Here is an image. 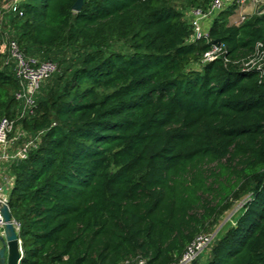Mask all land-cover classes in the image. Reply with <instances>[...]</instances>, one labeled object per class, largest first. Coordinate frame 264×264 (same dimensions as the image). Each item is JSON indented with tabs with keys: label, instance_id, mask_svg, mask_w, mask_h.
Segmentation results:
<instances>
[{
	"label": "trees",
	"instance_id": "trees-1",
	"mask_svg": "<svg viewBox=\"0 0 264 264\" xmlns=\"http://www.w3.org/2000/svg\"><path fill=\"white\" fill-rule=\"evenodd\" d=\"M76 1L0 0L7 41L58 67L18 122L34 133L10 165L19 264H172L239 202L204 264H264V76L240 66L264 51V11L220 12L208 32L228 60L202 63L210 42H186L170 0ZM20 88L0 54V118Z\"/></svg>",
	"mask_w": 264,
	"mask_h": 264
},
{
	"label": "built area",
	"instance_id": "built-area-1",
	"mask_svg": "<svg viewBox=\"0 0 264 264\" xmlns=\"http://www.w3.org/2000/svg\"><path fill=\"white\" fill-rule=\"evenodd\" d=\"M15 1V0H14ZM257 0H211L206 6H194L185 13L191 32L186 39L188 43H195L201 40L210 42V47L203 53L201 62H208L217 57H223L225 48L221 43L210 40L208 29L214 19L220 12L234 6V11L238 13L237 21L233 24H240L247 15L241 13L246 6ZM14 3V2H13ZM12 3V5H13ZM11 6V5H10ZM9 7V6H8ZM16 10V6H12ZM264 10L258 11V13ZM7 54L13 63V69L18 78L21 88L16 92L15 97L20 101V111L16 118L3 116L0 118V164L4 161L10 164L15 160L26 158L28 147L31 141L22 145L16 150L12 148L19 137L24 135L22 128L18 125L19 120L28 118L34 113L36 106L35 95L43 80L48 78L57 71V64L51 60L41 61L36 57L25 55L14 40H8ZM262 44L257 43L253 55L240 63V66L246 70H256L260 76H264V51L261 49ZM225 61L228 59L223 57ZM17 125V126H16ZM13 179V178H11ZM7 185V189H11L13 180ZM6 187L0 184V201L8 204V193ZM5 221L0 213V234H3ZM16 228H18L15 222ZM216 233H202L197 235L185 248L180 259L172 264H191L195 262L199 256L209 248L214 240ZM123 264H145L144 259L134 261L127 260Z\"/></svg>",
	"mask_w": 264,
	"mask_h": 264
},
{
	"label": "rangeland",
	"instance_id": "rangeland-1",
	"mask_svg": "<svg viewBox=\"0 0 264 264\" xmlns=\"http://www.w3.org/2000/svg\"><path fill=\"white\" fill-rule=\"evenodd\" d=\"M169 2L174 7L181 10L182 12H184V14L186 13V11L190 7L186 4L185 0H170ZM262 9L264 10V0H257L256 2L251 3L248 6H246V8L244 10H240V11H241V13H243L247 16H250L254 13H257L258 11H260ZM7 10H8V3L3 4L2 8L0 10V32H1L0 33V54L4 56L6 63L8 60L6 42H7V38L9 37V31H8L9 22H8V18L6 17V11ZM237 18H238V13L236 11H233V13L231 14V16L229 18V22L235 23L237 21ZM18 125L20 126L21 124H18ZM20 127L22 128L24 135L19 137L18 142H15V144L12 145V148L15 150L17 148H20L23 143H26L27 140H30L31 138H33V134H34L30 128H25L22 125ZM240 206H241L240 202L235 203L233 208L224 212L219 219L218 225H216L213 228L212 233L217 234V233L223 232L229 226V224L232 223L233 217L237 213ZM208 254H209V251L207 248V249H205V251H203V253L199 256V258L195 262H197V264H204L208 259Z\"/></svg>",
	"mask_w": 264,
	"mask_h": 264
},
{
	"label": "water",
	"instance_id": "water-1",
	"mask_svg": "<svg viewBox=\"0 0 264 264\" xmlns=\"http://www.w3.org/2000/svg\"><path fill=\"white\" fill-rule=\"evenodd\" d=\"M81 5L82 0H77L72 8L78 11ZM215 42L220 43V40ZM0 213L5 221L3 234H0V264H19L22 257L21 241L8 204L0 201ZM191 264H197V262Z\"/></svg>",
	"mask_w": 264,
	"mask_h": 264
},
{
	"label": "crops",
	"instance_id": "crops-1",
	"mask_svg": "<svg viewBox=\"0 0 264 264\" xmlns=\"http://www.w3.org/2000/svg\"><path fill=\"white\" fill-rule=\"evenodd\" d=\"M11 164L7 161H4L0 164V184L4 185L6 187V193L9 192V189H7V185L10 184L13 179H11V173H10V166Z\"/></svg>",
	"mask_w": 264,
	"mask_h": 264
}]
</instances>
